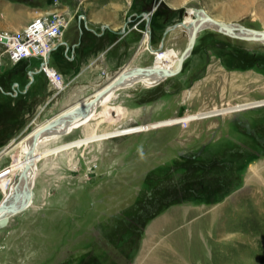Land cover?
<instances>
[{"label": "rangeland", "instance_id": "obj_1", "mask_svg": "<svg viewBox=\"0 0 264 264\" xmlns=\"http://www.w3.org/2000/svg\"><path fill=\"white\" fill-rule=\"evenodd\" d=\"M8 1L42 13L80 12L94 0H56V8L55 0ZM137 1L148 14L135 23L148 33L146 43L139 31L141 66L161 60L162 50L170 58L182 52L185 33L170 28L190 8L264 31V0H177L183 4L176 10L170 0H133L128 23L139 14ZM74 26L72 20L67 37ZM199 35L177 74L155 86L115 91L106 105L119 107L121 116L109 109L102 118L98 107L88 133L78 127L49 142L38 160L32 203L0 229V264H264V127L250 137L234 119L264 124V76L226 71L217 58L227 48L264 63V44L213 29ZM3 49L0 44V87L8 91L27 60L13 64ZM49 60L64 62L60 50ZM44 80L38 96L0 89V202L18 173L13 146L57 117L53 104L65 87L55 93ZM152 200L153 210L138 223Z\"/></svg>", "mask_w": 264, "mask_h": 264}, {"label": "crops", "instance_id": "obj_2", "mask_svg": "<svg viewBox=\"0 0 264 264\" xmlns=\"http://www.w3.org/2000/svg\"><path fill=\"white\" fill-rule=\"evenodd\" d=\"M152 1L149 0V4ZM132 2L133 0L126 3L119 0H94L89 6L83 5L76 18L74 17L73 33L71 32L68 37L66 36L70 28L69 25L62 40L56 44L52 52L60 50L64 62L51 65L62 74L65 82V89L56 96L53 104V109H56L58 113L55 116L77 103L87 100L105 86V80H111L124 69L150 66H141L137 63L141 62V59H139L140 50L138 49L141 36L139 31L133 29L135 23L139 21L137 18L139 16L144 17L143 7L146 5H143L142 1H137L134 8L139 10V14L135 15L134 20L128 23L129 20L125 18ZM182 4L177 0H170L168 6L170 9L176 10ZM63 9L73 16L79 8L73 10ZM45 12L40 13L38 9L31 7L29 4L0 0V30L19 34L30 21ZM78 14L84 15L85 20L79 21ZM200 37L201 35L198 38ZM220 50L222 53L217 58L226 71L252 70L264 76V63H260L261 58L259 56H256L255 61H246L245 55L239 56L235 50L227 48ZM229 58H234L233 66L229 65ZM143 59L145 58L143 57ZM34 61V59L27 60V64L24 61L25 67L27 65L25 73L18 70L17 74L13 76L17 80L12 82V84L18 83L21 89L28 85L25 94L29 92V96L37 94L42 89L45 81L44 76L40 73L34 74L32 81H27L26 73L28 74V70L34 69ZM247 64H250L249 67L244 66ZM12 84L7 90L10 89ZM45 91L48 92L50 89L47 88ZM23 98H26V95ZM128 110L133 112L134 109ZM12 141L14 139L9 142Z\"/></svg>", "mask_w": 264, "mask_h": 264}, {"label": "bare ground", "instance_id": "obj_3", "mask_svg": "<svg viewBox=\"0 0 264 264\" xmlns=\"http://www.w3.org/2000/svg\"><path fill=\"white\" fill-rule=\"evenodd\" d=\"M211 18L215 21H222V20H218V19L211 17L210 15L207 14L205 10L194 9V8L188 9L186 12V16L184 17V20L170 28L171 30L179 29L183 31L187 38V44L185 48L176 57L170 58L169 50H162L161 60L153 63L149 67V68H152L151 73L144 71L143 70L144 67L143 68L133 67V68L124 69L116 77L112 78L106 86H104L102 89H100L98 92H96L91 97L87 98V100L77 103L76 105L72 106V108H69V110L60 113L58 116L68 114L71 111H73V109H75L79 104H84L87 101L92 100L93 97L97 96V94L101 92L103 93L106 92L107 87H111V85H113L114 83L115 85H117V81H119V79L121 78L123 81L117 86H115L114 88H111L109 91H107L102 97V100L100 101V103H97L95 106L92 107L89 114L82 117L80 120L74 121L73 123L60 124L57 126H55L54 121L58 116L54 117L53 119L42 124L41 126H38L34 131L29 133L23 140H21L15 146H13V147L19 148L18 158H17L18 173H17L15 180L10 184L7 193L4 195L1 201L4 200V203H8L17 194V191L20 190L21 187L26 185L27 186L26 195L31 194V201L29 203L30 205L34 197V192H33V186L35 184L34 182L37 177V172L39 171L38 170L39 168L37 167L38 160L43 154V152L45 151L44 150L45 147L48 144H50L49 142L60 139L62 136L68 134L74 129H77L78 127H82L83 130H85V132L88 133L89 122L94 117H96L97 115L96 109L98 107H102L100 111V114H101L100 116L102 118L107 117L109 113V109H111V113L116 111L115 116L116 115L121 116L123 113L119 107L108 108V106L106 105L111 100L116 90L132 86L135 83H143L146 86H155L159 84L161 81H163L165 78L177 74L178 72L173 73V70L176 68H178L179 70L181 69V66L183 63V62L180 63L179 61L181 59V56L185 55V58H184L185 60L191 53V51L188 52L186 50L188 48L190 40L193 38V31L197 30L196 38L199 36V34L204 29H213L231 38H237L240 40L243 39L244 41H247V42L248 41H259L264 44V35H263L264 31H256V30L249 29V28L247 29V27H243L240 24H237L235 22H225L227 27L220 28L209 20ZM196 38H195V41H196ZM144 39H145L144 42H147L148 34L146 35V38ZM195 41H194V44H195ZM199 115H202V113H200ZM91 132L93 133V130ZM25 167H27L25 176H24L25 180L22 181L20 177ZM20 180H21V183H19ZM22 200L23 199H21V201ZM154 262L157 263V260L155 259Z\"/></svg>", "mask_w": 264, "mask_h": 264}, {"label": "built area", "instance_id": "obj_4", "mask_svg": "<svg viewBox=\"0 0 264 264\" xmlns=\"http://www.w3.org/2000/svg\"><path fill=\"white\" fill-rule=\"evenodd\" d=\"M54 5L56 8V0ZM76 12H79L78 9ZM78 15L79 21L85 20L84 15ZM74 17L75 14L72 16L68 12L55 9L35 17L20 34L0 33V44L11 63L31 59L39 61L38 70L28 71V81H32L34 74L40 73L45 77L48 85L53 87L55 93H59L65 87L63 76L50 65L49 59ZM133 29L137 30V25H134ZM138 31L141 30L138 29ZM141 33L145 34V37L148 34L147 31H141ZM0 89L4 91L1 87ZM27 89L28 85L21 89L18 83H13L10 89L4 92L9 96L17 97L26 93Z\"/></svg>", "mask_w": 264, "mask_h": 264}, {"label": "water", "instance_id": "obj_5", "mask_svg": "<svg viewBox=\"0 0 264 264\" xmlns=\"http://www.w3.org/2000/svg\"><path fill=\"white\" fill-rule=\"evenodd\" d=\"M143 16L146 18V17H148V14L143 13ZM209 20L213 24L217 25L220 28H226L227 27L225 22L215 21L212 18ZM167 30H169V29H167ZM196 31H193V38L190 40L188 48L186 50L188 52H190L192 47H193V44H194V41L196 38V33H197ZM184 58H185V55L181 56V59L179 60L180 63L183 62ZM149 67L150 66L144 67L143 70L148 72V73H151L152 68H149ZM137 70H139V69H137ZM177 72H179L178 68L173 70V73H177ZM122 81L123 80L120 78L119 81H117V85L120 84ZM117 85H115V83H114L113 85H111V87H107V91H109L111 88H114ZM106 92H104V93L101 92V93L97 94V96L93 97L92 100L87 101L84 104H79L70 113L62 115V116L60 115L61 117L58 116L54 121L55 126L60 125V124L73 123L74 121L80 120L82 117L86 116L87 114H89V112L91 111L93 106H95L97 103H100V101L102 100V97L104 96V94ZM26 169H27V167H25L23 169V172L21 174L20 178L22 181L25 180L24 176H25ZM21 180L19 181V183H21ZM26 194H27V186L24 185L23 187H21L20 190L17 191V194L14 196V198L12 200H10L8 203H4V200L0 202V216H1L0 217V229L7 225L9 218L11 216H13L14 214H16L18 212L23 211L29 205V203L31 201V194L30 195H26ZM21 199H23V200L21 201Z\"/></svg>", "mask_w": 264, "mask_h": 264}, {"label": "flooded vegetation", "instance_id": "obj_6", "mask_svg": "<svg viewBox=\"0 0 264 264\" xmlns=\"http://www.w3.org/2000/svg\"><path fill=\"white\" fill-rule=\"evenodd\" d=\"M246 106H248V107H244L243 108V110H246V109H250V108H255V106H257V105H255L254 103H253V105H246ZM261 106H263V105H261ZM236 121H237V125H238V129L240 130V131H243V134L245 135H249L250 137L252 136H254L255 134H258L260 131H262V129H263V127H264V124H259V125H252L251 124V122L250 123H242V124H240L241 123V121H239L238 120V118L236 117V118H234ZM255 129H257V130H255ZM264 132V131H263ZM209 143V142H208ZM218 148V147H217ZM190 155V154H189ZM188 156V155H187ZM189 157H191V155L189 156ZM143 209H145L144 210V212H142L140 215H138L139 216V219H137V221L139 220V221H141V218L143 217H146L147 216V213H150L152 210H153V200L151 201V204H148L146 207H143ZM139 221H138V223H139ZM133 231H135L134 229L132 230V232Z\"/></svg>", "mask_w": 264, "mask_h": 264}]
</instances>
